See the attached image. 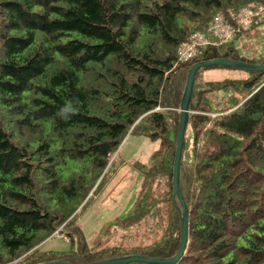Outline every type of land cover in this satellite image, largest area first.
Listing matches in <instances>:
<instances>
[{"label":"trees","instance_id":"trees-1","mask_svg":"<svg viewBox=\"0 0 264 264\" xmlns=\"http://www.w3.org/2000/svg\"><path fill=\"white\" fill-rule=\"evenodd\" d=\"M250 3L264 7V0H0V264L177 252L172 173L188 70L213 58L263 64L264 55L240 53L243 32L225 43L211 37L185 61L176 50L206 33L217 13L229 18ZM213 67L234 69L205 67L194 77L179 170L188 239L175 264H264V71L198 84V73ZM68 103L74 112L64 119L57 113ZM128 134L159 147L146 163L129 162L140 176L134 200L89 243L79 215L121 168L117 151ZM119 229L140 243L102 244ZM56 231L72 247L40 250Z\"/></svg>","mask_w":264,"mask_h":264},{"label":"rangeland","instance_id":"rangeland-1","mask_svg":"<svg viewBox=\"0 0 264 264\" xmlns=\"http://www.w3.org/2000/svg\"><path fill=\"white\" fill-rule=\"evenodd\" d=\"M259 19L253 27L242 33L237 41L240 53L246 57L264 55V22ZM236 43V44H237ZM242 71V70H241ZM244 72V71H242ZM243 74L237 69L213 67L198 73L196 82L203 84L205 81L220 80L223 78L239 77ZM221 95V93H220ZM159 147V141L150 140L147 136L128 134L117 151V160L122 163L119 171L106 186L103 192L92 202L78 218L86 240L91 243L99 230L105 227L115 217L125 214L134 200L139 187V173L129 162L138 160L146 163L153 151ZM113 155L112 159H114ZM103 231V229L101 230ZM133 231L117 230L111 236L102 240V244H118L130 246L140 243L138 234ZM71 244L65 237H52L40 244L42 251H67Z\"/></svg>","mask_w":264,"mask_h":264},{"label":"water","instance_id":"water-1","mask_svg":"<svg viewBox=\"0 0 264 264\" xmlns=\"http://www.w3.org/2000/svg\"><path fill=\"white\" fill-rule=\"evenodd\" d=\"M211 66H226L237 70L243 71H264V63L256 64L226 58H213L207 60H200L193 63L187 73L185 89L181 98L179 121L176 134V146L175 155L173 160V173H172V189L174 196L177 197L180 208L179 213V224H180V243L177 252L171 257H150L140 254H132L124 257L108 258L101 261H97L90 264H128L131 262H142L147 264H175L183 255L188 239V208L185 204L179 187V170L180 160L182 156V148L184 143V136L186 125L189 117V102L192 95L193 82L196 72L200 68L211 67ZM41 264H72L65 260H54L47 261Z\"/></svg>","mask_w":264,"mask_h":264},{"label":"built area","instance_id":"built-area-1","mask_svg":"<svg viewBox=\"0 0 264 264\" xmlns=\"http://www.w3.org/2000/svg\"><path fill=\"white\" fill-rule=\"evenodd\" d=\"M263 16L264 7L257 3H250L230 12L229 18L223 13H217L211 20L206 33H194L177 47L178 59L185 61L196 57L203 47L210 44L211 37L220 43L231 41L238 33L248 30ZM54 235L59 234L56 231Z\"/></svg>","mask_w":264,"mask_h":264},{"label":"clouds","instance_id":"clouds-1","mask_svg":"<svg viewBox=\"0 0 264 264\" xmlns=\"http://www.w3.org/2000/svg\"><path fill=\"white\" fill-rule=\"evenodd\" d=\"M74 112V109L70 103L65 104L57 113L58 116H61L64 119L68 118V114Z\"/></svg>","mask_w":264,"mask_h":264}]
</instances>
